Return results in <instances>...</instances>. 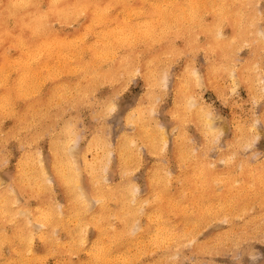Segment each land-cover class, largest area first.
<instances>
[{"label": "clouds", "instance_id": "9594fccd", "mask_svg": "<svg viewBox=\"0 0 264 264\" xmlns=\"http://www.w3.org/2000/svg\"><path fill=\"white\" fill-rule=\"evenodd\" d=\"M0 264H264V0H0Z\"/></svg>", "mask_w": 264, "mask_h": 264}]
</instances>
